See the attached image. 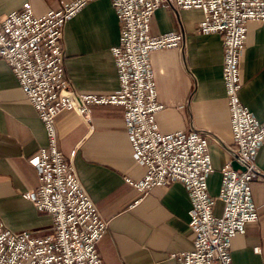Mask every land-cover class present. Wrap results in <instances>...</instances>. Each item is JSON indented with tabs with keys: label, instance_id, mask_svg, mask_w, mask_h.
<instances>
[{
	"label": "crops",
	"instance_id": "obj_1",
	"mask_svg": "<svg viewBox=\"0 0 264 264\" xmlns=\"http://www.w3.org/2000/svg\"><path fill=\"white\" fill-rule=\"evenodd\" d=\"M71 0H0V18L31 4L36 17L58 10ZM201 10L161 7L151 19V34L182 31L180 49L151 55L158 101L157 114L164 134L197 131L210 136L209 152L214 173L209 194L219 200L222 168L231 162L226 149L234 137L223 82L224 45L219 35L197 34ZM120 23L111 0H95L64 28L65 71L71 88L81 94L112 95L120 88L112 49L119 44ZM243 88L240 98L264 121V22L248 24L244 58L240 64ZM86 123L75 112H63L56 121L58 145L76 167L80 180L96 204L108 230L98 243L103 264H178L173 256L194 250L189 228L192 208L188 189L181 183L155 188L148 194L127 183L143 180L147 168L133 158L121 106L91 107ZM48 146L45 126L7 63L0 59V225L14 232L38 235L53 229L49 214L40 213L23 198L39 186L30 159ZM261 172L252 185L259 219L248 224L244 235L232 241L233 264H264V145L258 152ZM235 166V164H234ZM260 248V253L254 249Z\"/></svg>",
	"mask_w": 264,
	"mask_h": 264
},
{
	"label": "built area",
	"instance_id": "obj_2",
	"mask_svg": "<svg viewBox=\"0 0 264 264\" xmlns=\"http://www.w3.org/2000/svg\"><path fill=\"white\" fill-rule=\"evenodd\" d=\"M95 0L62 2L59 9L36 17L31 4L0 18V59L16 76L23 92L43 122L48 146L29 161L36 167L39 186L23 198L40 213L49 214L53 229L44 235L14 232L0 225V264H103L97 250L108 222L67 161L58 145L56 121L63 112H75L91 123V107L121 106L134 160L147 168L143 180L127 183L143 194L181 183L189 191L192 208L189 228L194 250L174 255L178 264H233L232 241L244 235L248 224L259 219L252 196L255 177L261 172L256 159L264 145V121L241 101L244 58L250 22H264V0H111L120 23L119 44L112 49L120 88L112 95L74 91L65 71L64 28ZM201 10L203 21L196 32L223 39V82L234 137L226 149L231 162L222 170L219 200L210 196L208 180L214 173L209 152L210 136L197 131L164 134L157 114L158 101L151 55L180 49L182 31L151 34V19L161 7ZM235 164V166H234ZM260 253V248L254 249Z\"/></svg>",
	"mask_w": 264,
	"mask_h": 264
}]
</instances>
